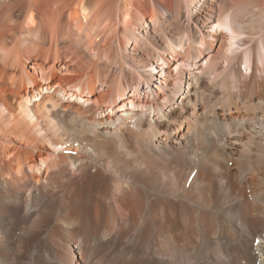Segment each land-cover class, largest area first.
I'll return each mask as SVG.
<instances>
[{"label":"bare ground","instance_id":"obj_1","mask_svg":"<svg viewBox=\"0 0 264 264\" xmlns=\"http://www.w3.org/2000/svg\"><path fill=\"white\" fill-rule=\"evenodd\" d=\"M0 264H264V0H0Z\"/></svg>","mask_w":264,"mask_h":264}]
</instances>
